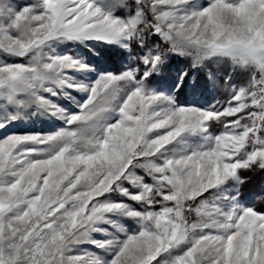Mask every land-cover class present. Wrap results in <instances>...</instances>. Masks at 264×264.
Returning <instances> with one entry per match:
<instances>
[{
	"label": "snow or ice",
	"instance_id": "obj_1",
	"mask_svg": "<svg viewBox=\"0 0 264 264\" xmlns=\"http://www.w3.org/2000/svg\"><path fill=\"white\" fill-rule=\"evenodd\" d=\"M121 6L127 0H0V129L33 106L66 125L0 137V264H264V211L228 192L242 172L264 170V0H132L118 17ZM57 38L134 55L119 72L74 82L67 71L88 66L46 55ZM167 51L193 67L225 60L245 78L225 77L223 103L178 105L149 87ZM53 86L87 95L65 115L45 95Z\"/></svg>",
	"mask_w": 264,
	"mask_h": 264
},
{
	"label": "rangeland",
	"instance_id": "obj_2",
	"mask_svg": "<svg viewBox=\"0 0 264 264\" xmlns=\"http://www.w3.org/2000/svg\"><path fill=\"white\" fill-rule=\"evenodd\" d=\"M19 8L32 2V0H13ZM204 0H199L203 3ZM97 3L106 6V0H97ZM128 6L117 7L114 15L125 17L132 11V0H127ZM146 43L149 46H157L161 42L158 37H146ZM163 47H167L163 45ZM46 55H68L73 59L87 65L85 70L71 69L67 71V76L72 80L80 81L85 84H91L101 74L106 72H119L129 65L131 56L124 48L115 44H108L99 40H67L57 38L47 45L44 49ZM11 59V58H10ZM26 62V61H19ZM193 58L189 55H180L167 51L164 53L163 62L159 70L154 74L149 87L155 91L163 92L170 96L178 105H195L197 107L207 108L209 105L220 101L224 102L227 93L223 90L225 77H231L229 84H239L243 82L245 74L239 70H234L225 60L210 58L204 60L193 67ZM187 73L183 81L180 82V73ZM179 83V87L177 84ZM55 96L48 93L45 95L52 103L58 105L64 110L65 115L74 113L78 110L77 105L82 103L86 98V92H81L69 87H54ZM11 111V109H10ZM65 120L59 116L51 115L37 108L29 107L21 111V114L14 120L8 122L4 129H0V137L9 133H43L51 134L65 127ZM219 130L218 125H214L210 131L215 134ZM199 142V138H192L190 143ZM229 193L235 195L236 201L242 207H249L239 197V185L235 188H229ZM262 192L258 190L255 193L245 197L246 202H253L254 198ZM114 199H118L117 194H113ZM116 224L125 231L134 230L136 225L127 217H111ZM191 216L190 220H194ZM97 227L105 230L112 235H120L112 225L99 223ZM105 232H94L91 234L92 239L103 240L108 236ZM81 249L96 251L91 244L84 243L78 246Z\"/></svg>",
	"mask_w": 264,
	"mask_h": 264
},
{
	"label": "trees",
	"instance_id": "obj_3",
	"mask_svg": "<svg viewBox=\"0 0 264 264\" xmlns=\"http://www.w3.org/2000/svg\"><path fill=\"white\" fill-rule=\"evenodd\" d=\"M244 183L239 185V197L249 207L257 211H264V170L241 173ZM260 190L262 193L254 198L253 202H246L245 197Z\"/></svg>",
	"mask_w": 264,
	"mask_h": 264
}]
</instances>
